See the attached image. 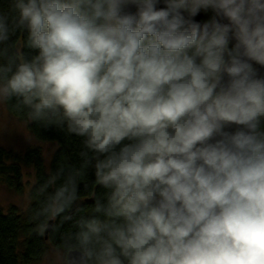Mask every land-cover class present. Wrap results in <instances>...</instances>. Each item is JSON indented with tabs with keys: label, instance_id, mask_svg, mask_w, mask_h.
<instances>
[{
	"label": "clouds",
	"instance_id": "obj_1",
	"mask_svg": "<svg viewBox=\"0 0 264 264\" xmlns=\"http://www.w3.org/2000/svg\"><path fill=\"white\" fill-rule=\"evenodd\" d=\"M5 44L0 107L78 141L27 194L59 264H264V0H0Z\"/></svg>",
	"mask_w": 264,
	"mask_h": 264
},
{
	"label": "trees",
	"instance_id": "obj_2",
	"mask_svg": "<svg viewBox=\"0 0 264 264\" xmlns=\"http://www.w3.org/2000/svg\"><path fill=\"white\" fill-rule=\"evenodd\" d=\"M22 39V36L14 37L8 44L17 43ZM8 44L0 45V48H7ZM12 50L14 51V49ZM10 113L24 120L14 112ZM27 126L38 140L57 143L48 167H46L43 153L39 147H31L24 152H17L0 145V183L6 184L17 192L24 191L26 185L22 167L23 165L32 166L35 181L28 190L29 194L33 191L34 185L40 183L43 175L52 171L56 164L65 163L78 168L81 161L78 156L76 138H67L55 129H43L28 123ZM79 192L84 207H91L90 197L93 192V185L90 173L87 171L81 178ZM29 204L30 201L24 209H20L16 205H10L4 209L0 205V264H32L38 262L50 246L61 249L60 241L63 235L71 229V224H58L46 239L32 235Z\"/></svg>",
	"mask_w": 264,
	"mask_h": 264
},
{
	"label": "rangeland",
	"instance_id": "obj_3",
	"mask_svg": "<svg viewBox=\"0 0 264 264\" xmlns=\"http://www.w3.org/2000/svg\"><path fill=\"white\" fill-rule=\"evenodd\" d=\"M11 121V124L8 122ZM0 123L8 125L0 130V145L17 152H24L31 147H39L43 153L46 167L57 143L54 141H40L28 129L27 122L12 115L7 107H0ZM25 190L17 192L4 183H0V205L7 209L10 205H16L24 209L29 203L28 190L35 181L34 169L32 166L23 165ZM62 249L50 246L45 255L32 264H59L57 257L62 255Z\"/></svg>",
	"mask_w": 264,
	"mask_h": 264
}]
</instances>
